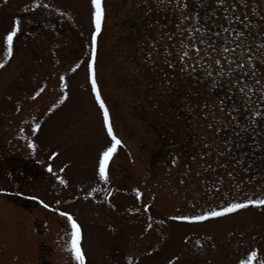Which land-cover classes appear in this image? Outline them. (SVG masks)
I'll list each match as a JSON object with an SVG mask.
<instances>
[{
	"label": "rangeland",
	"instance_id": "374dc122",
	"mask_svg": "<svg viewBox=\"0 0 264 264\" xmlns=\"http://www.w3.org/2000/svg\"><path fill=\"white\" fill-rule=\"evenodd\" d=\"M101 4L90 73L91 0H0V264H78L61 212L80 226L85 264H239L252 252V264H264V205L175 219L264 198V171L242 174L231 154L239 132L264 115L255 83L264 84V0ZM226 16L251 48L243 53L257 73L248 100L239 86L229 92L232 77L181 71L188 32L202 27L208 38L229 27ZM15 21L9 57L4 37ZM93 77L121 142L107 182L98 158L111 138Z\"/></svg>",
	"mask_w": 264,
	"mask_h": 264
},
{
	"label": "snow or ice",
	"instance_id": "6c2138e0",
	"mask_svg": "<svg viewBox=\"0 0 264 264\" xmlns=\"http://www.w3.org/2000/svg\"><path fill=\"white\" fill-rule=\"evenodd\" d=\"M224 2L225 0H216V4L220 7L223 6ZM241 2H243V0H241ZM91 3L94 9L93 23L95 25V31L92 34V60L88 64L90 73L93 72V62L95 60L96 55V37L97 34L100 32L101 21L104 16L101 0H91ZM231 7L235 8V3H233ZM225 11H227V9H225ZM186 18L187 17H185V19ZM235 19L239 20V17H235ZM225 20L228 21L229 27L219 25L221 31L211 32L208 38H205L206 30L202 27L192 28L188 32V36L186 38L187 42H181V50L179 53V60L182 65L181 71L196 72L199 69L204 72V75L206 77L216 76L220 77L221 79L225 76L232 77V79L228 81L229 92H233L235 88L239 86V90L241 93H243L245 100H248L250 98L249 94L253 91V89L252 86L247 83V81L249 79L255 78L257 76V73L252 67L253 57L249 55L247 59H245L243 53L250 52L251 48L245 46L243 39H237V37H243L244 33L242 31H237L231 28L232 19L226 16ZM19 31V21H15L12 29L8 31L6 36L4 37V43L6 45L7 55L9 57H11L13 53L14 38L17 36V33ZM233 32H235V37L229 39V36H232ZM223 33H228V36H224ZM168 38L172 39L171 35ZM237 49H242L243 51L241 53H237ZM172 54L173 53L171 52L168 53V55ZM149 59H151V53H149ZM166 63L170 68L175 66V61H166ZM246 64L248 65L247 71L245 70ZM0 67H3V64H0ZM61 80H63V77H61ZM218 82L219 81H217L215 78L213 79V85H216ZM255 83L260 84L261 87L264 88V84H261L260 79H255ZM40 91H43V89H41ZM92 91L95 93L96 101L99 104L100 110L102 111L104 127L107 129V134L111 138V146L107 147L99 155L98 158L99 178L100 180L107 182V168L109 161L112 158L114 152L116 151L117 146L120 145L121 142L113 133V128L110 123L109 111L105 106L104 101L100 97V93L97 90L96 81L94 77L92 79ZM37 95H39V93H37ZM64 99H66V97L61 98V103ZM260 99L264 100V93L261 94ZM53 107H55V105H53ZM205 107H208V105H205ZM224 110V101L221 100L218 105V111L220 113H223ZM36 127L39 128V125H37ZM209 127H212V125L210 124ZM28 147L34 148L35 145L29 143ZM56 155L58 154L53 153L52 157H55ZM175 162L176 160L175 158H173V164H175ZM48 171L51 172L52 168L49 167ZM60 183L63 184L64 181L60 180ZM0 191L3 190L0 189ZM137 195H139V193ZM33 199L35 198L33 197ZM249 205L260 207L264 205V198H259L255 200L249 199L244 203H229L227 207L219 211L212 210L205 212L202 215H195L191 217H176L175 219L186 221H205L210 218L223 216L226 213H231L239 209L247 208ZM44 207L47 208L48 205L44 204ZM60 215L66 216L71 226V239L69 242L68 250L71 252L78 264H85L84 255L80 248V226L76 223V221L70 214L66 212H61ZM256 255V252H252L246 260H240L239 264H252V261L256 257Z\"/></svg>",
	"mask_w": 264,
	"mask_h": 264
},
{
	"label": "flooded vegetation",
	"instance_id": "af4514ba",
	"mask_svg": "<svg viewBox=\"0 0 264 264\" xmlns=\"http://www.w3.org/2000/svg\"><path fill=\"white\" fill-rule=\"evenodd\" d=\"M235 144L231 154L236 155H233L236 169L242 174L246 171V175L259 177L264 171V115L243 128Z\"/></svg>",
	"mask_w": 264,
	"mask_h": 264
}]
</instances>
